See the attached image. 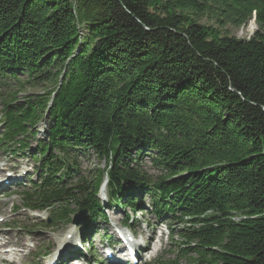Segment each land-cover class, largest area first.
I'll list each match as a JSON object with an SVG mask.
<instances>
[{"label": "trees", "instance_id": "obj_1", "mask_svg": "<svg viewBox=\"0 0 264 264\" xmlns=\"http://www.w3.org/2000/svg\"><path fill=\"white\" fill-rule=\"evenodd\" d=\"M252 18L247 39L223 31ZM7 81L48 85L0 94V150L24 157L48 119L23 207L53 224L85 209L90 245L105 209L144 197L183 224L168 264H264V0H0ZM90 152L105 165L80 174Z\"/></svg>", "mask_w": 264, "mask_h": 264}, {"label": "rangeland", "instance_id": "obj_2", "mask_svg": "<svg viewBox=\"0 0 264 264\" xmlns=\"http://www.w3.org/2000/svg\"><path fill=\"white\" fill-rule=\"evenodd\" d=\"M203 24H211L212 21L203 18L200 20ZM213 24V23H212ZM256 23L254 19H250L245 24L240 27H233L231 25H225V33L239 37L240 39H247L255 30ZM25 77L23 74H18V78L22 80ZM8 83L1 87L0 84V94H6L8 90H17L16 100L17 102H22L23 96L33 95L43 93L47 84H42L38 86H31L29 84H23L20 88L19 82L7 81ZM2 92V93H1ZM1 102H0V114H1ZM42 120L38 123V134L32 139L30 138L29 148L26 151H22L24 157L18 158L17 156H12L10 153L0 150V162L4 163V168H1L0 174L7 176L19 175L17 180L11 182L9 186L4 188V191L0 195V242L6 241L8 246L0 248V264H64L69 261V256L74 253V249L78 246L79 239L81 238L80 232L81 228L85 222V218L78 225L70 221H61L56 224L48 221V213L45 211L37 212L31 211L23 207V200L21 193L24 190L30 188V180L36 181L37 175L35 174V169L37 163L33 161L32 151L35 148L36 139H45L46 125L48 124L47 117L41 118ZM2 131V124L0 119V132ZM21 154V153H19ZM17 157V158H16ZM142 168L147 169L149 172L153 173L154 170L151 168L149 159L144 156L142 158ZM78 171L80 174L89 175L90 172L94 171L96 168H103L105 165L104 161L97 160L96 156L90 152V154L83 155L82 157H77ZM106 189H102L101 202L105 204L106 202ZM100 190L97 195H100ZM98 195V196H99ZM148 199H142L147 211L132 210L128 207L124 208H113L112 206L105 209L104 212L107 218L112 222H120L126 217L127 221L131 224L130 229H134L138 240V243L147 246L146 254H142L143 259L140 264H168L170 260L174 259L176 255V245L179 238L177 235L178 229L183 226L173 220L171 217L156 219V215L151 212ZM75 207L70 205L69 208ZM76 209V208H75ZM78 211H75V213ZM108 219V220H109ZM108 220L104 223L103 220L94 223L92 229L96 232L93 235L89 234L87 236L88 240L91 241L90 253L85 254L86 261L91 264H111L107 263L104 259L103 248H101L103 242H108L109 240H104L103 232L106 228L108 229ZM121 225V224H120ZM172 227L174 242L170 241V232L168 230ZM128 229V228H126ZM121 230V229H120ZM125 234H129L124 229L121 230ZM106 234L107 231H105ZM66 237V242L63 243V239ZM71 237V238H70ZM70 247V248H69ZM81 248V244L79 245ZM6 250H8L6 252ZM58 252H63L61 255H57ZM4 253V254H3ZM58 257V258H57ZM93 258H97L99 261H94ZM179 261L184 264V261L180 259ZM52 262V263H51ZM180 262V263H181Z\"/></svg>", "mask_w": 264, "mask_h": 264}, {"label": "bare ground", "instance_id": "obj_3", "mask_svg": "<svg viewBox=\"0 0 264 264\" xmlns=\"http://www.w3.org/2000/svg\"><path fill=\"white\" fill-rule=\"evenodd\" d=\"M17 180V179H16ZM105 220V219H104ZM108 229H109V231L108 230H106L105 229V231H107V233H109V234H125L124 232H122L120 229H119V227H118V224H117V222H112V221H110V219H109V221H108ZM71 238V237H70ZM7 241V240H6ZM6 241H3L2 240V242H0V247L1 248H3V247H5V245L6 246H8L7 245V243H5ZM67 240H66V237H64V239H63V243H65ZM127 243H130L131 245H133V246H136L137 245V242L136 241H131V242H127ZM70 248V247H69ZM8 250H6V252H7ZM63 252H58V256L59 255H61ZM4 254V253H3ZM58 258V257H57ZM52 263V262H51ZM119 264H123L124 262H123V260L122 259H120V261L118 262ZM63 264V263H62Z\"/></svg>", "mask_w": 264, "mask_h": 264}, {"label": "water", "instance_id": "obj_4", "mask_svg": "<svg viewBox=\"0 0 264 264\" xmlns=\"http://www.w3.org/2000/svg\"><path fill=\"white\" fill-rule=\"evenodd\" d=\"M85 216H86V210L85 209L78 210V212H76L74 214V216L72 217L71 222L76 224V225H78V224H80L82 222V220L84 218H86Z\"/></svg>", "mask_w": 264, "mask_h": 264}]
</instances>
